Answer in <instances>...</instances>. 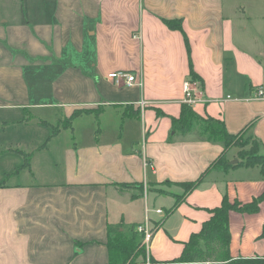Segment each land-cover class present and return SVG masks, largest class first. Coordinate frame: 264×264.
<instances>
[{
  "label": "crops",
  "instance_id": "0c3cea01",
  "mask_svg": "<svg viewBox=\"0 0 264 264\" xmlns=\"http://www.w3.org/2000/svg\"><path fill=\"white\" fill-rule=\"evenodd\" d=\"M0 1V264H113L109 225H135L133 264H212L175 261L224 197L259 198L264 173L234 146L211 169L224 142L173 120L188 103L264 150V0ZM121 70L138 82L109 78ZM229 213L231 255L264 257V201Z\"/></svg>",
  "mask_w": 264,
  "mask_h": 264
},
{
  "label": "trees",
  "instance_id": "16d2710c",
  "mask_svg": "<svg viewBox=\"0 0 264 264\" xmlns=\"http://www.w3.org/2000/svg\"><path fill=\"white\" fill-rule=\"evenodd\" d=\"M172 27H182L181 23L169 22ZM183 114L180 119L174 118V126L183 132H188L194 127L195 121H217L222 124L220 129L205 128L202 133L205 134L208 140L213 142L223 141L225 150L216 162L213 163L211 169L225 170L230 168L232 164L227 159V150L234 145L239 144L236 138L242 137L246 132L231 133L228 131L226 124L219 119L208 118L204 119L193 111L191 104L183 105ZM77 115L76 113H74ZM256 139V138H255ZM257 140V139H256ZM258 146H260L257 140ZM245 164L259 165L264 173V153L249 154L240 157ZM207 172L204 173L199 179L195 181L178 182L183 186L186 192L196 188L204 179ZM180 199V198H179ZM264 201V193L259 198L249 204H243L241 201L236 200L234 203L227 197L220 207L211 210L213 216L207 220L202 230L198 233L192 234L190 240L185 243V248L182 254L177 257L175 262L179 263H207L212 264H264V257H233L230 252L231 229L229 228V215L231 210H238L241 212H257L260 204ZM179 203V202H178ZM135 226V225H134ZM130 235H127L120 230V226L109 225L108 232L110 233L108 240L110 261L113 264H133L136 262L138 255L143 254L145 247L138 241L136 235L137 231L134 230Z\"/></svg>",
  "mask_w": 264,
  "mask_h": 264
},
{
  "label": "built area",
  "instance_id": "2783aa9c",
  "mask_svg": "<svg viewBox=\"0 0 264 264\" xmlns=\"http://www.w3.org/2000/svg\"><path fill=\"white\" fill-rule=\"evenodd\" d=\"M109 78L113 79L115 82L124 84V85H133L138 82V75L135 72L132 71H113L112 73L109 74ZM184 92H185V101L186 102H194L195 97L193 96L192 88H191V83L189 81H186L184 84ZM260 94H263V91H260ZM162 208L158 209L157 212L161 213ZM150 218H147L146 222L143 224H140L137 227L138 231H141L144 234V244H148V242L152 239L156 228H153L150 225ZM148 264H152L150 260H148Z\"/></svg>",
  "mask_w": 264,
  "mask_h": 264
},
{
  "label": "rangeland",
  "instance_id": "374dc122",
  "mask_svg": "<svg viewBox=\"0 0 264 264\" xmlns=\"http://www.w3.org/2000/svg\"><path fill=\"white\" fill-rule=\"evenodd\" d=\"M4 11H5V7L2 8L0 6V12L3 13ZM261 90L263 91V89H261ZM259 94H260V92H259ZM197 125L200 126L199 128L201 129V131H203V129H205L207 127L217 130V129H220L221 126H222V124H220L218 122V120L217 121H213V120L203 121L202 120V121H197V123L195 121L194 127H196ZM238 140H239L240 146L234 145V147L236 148L237 154H238L239 157H244V156H247L249 154H257V153L263 154L264 153L263 148H261V146H258V143H256L257 140L249 132L245 133L242 137L236 138V141H238ZM157 213L160 214V215L161 214L162 215H166L164 209L162 210L161 213H159V212H157ZM150 225L153 228H158L157 227L158 225H156L153 220L150 221ZM155 234H156V232H155ZM127 235H130V234H126V236Z\"/></svg>",
  "mask_w": 264,
  "mask_h": 264
},
{
  "label": "water",
  "instance_id": "95a60500",
  "mask_svg": "<svg viewBox=\"0 0 264 264\" xmlns=\"http://www.w3.org/2000/svg\"><path fill=\"white\" fill-rule=\"evenodd\" d=\"M233 162H237V159H236V160H233ZM233 162H232V163H233Z\"/></svg>",
  "mask_w": 264,
  "mask_h": 264
}]
</instances>
